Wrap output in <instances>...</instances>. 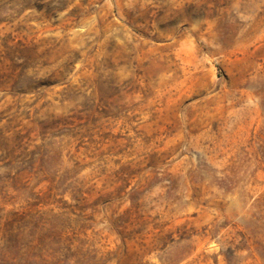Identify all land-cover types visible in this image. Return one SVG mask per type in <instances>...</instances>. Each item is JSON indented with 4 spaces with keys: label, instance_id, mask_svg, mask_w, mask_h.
I'll use <instances>...</instances> for the list:
<instances>
[{
    "label": "rangeland",
    "instance_id": "obj_1",
    "mask_svg": "<svg viewBox=\"0 0 264 264\" xmlns=\"http://www.w3.org/2000/svg\"><path fill=\"white\" fill-rule=\"evenodd\" d=\"M0 264H264V0H0Z\"/></svg>",
    "mask_w": 264,
    "mask_h": 264
}]
</instances>
